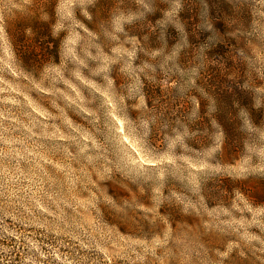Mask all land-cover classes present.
Segmentation results:
<instances>
[{
	"label": "rangeland",
	"instance_id": "rangeland-1",
	"mask_svg": "<svg viewBox=\"0 0 264 264\" xmlns=\"http://www.w3.org/2000/svg\"><path fill=\"white\" fill-rule=\"evenodd\" d=\"M0 264H264V0H0Z\"/></svg>",
	"mask_w": 264,
	"mask_h": 264
}]
</instances>
